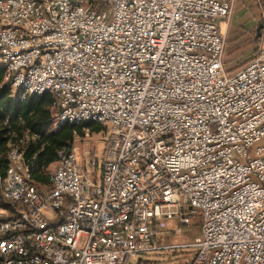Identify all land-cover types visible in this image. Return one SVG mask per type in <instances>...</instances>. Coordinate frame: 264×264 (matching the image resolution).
Here are the masks:
<instances>
[{
	"label": "built area",
	"instance_id": "built-area-1",
	"mask_svg": "<svg viewBox=\"0 0 264 264\" xmlns=\"http://www.w3.org/2000/svg\"><path fill=\"white\" fill-rule=\"evenodd\" d=\"M234 4L0 0L11 96L50 95L55 130L107 129L101 155L60 152L46 191L25 143L9 147L0 196L16 216L0 221V264H126L183 247L191 264H264V48L226 68ZM197 212L194 242L165 245L168 221Z\"/></svg>",
	"mask_w": 264,
	"mask_h": 264
},
{
	"label": "trees",
	"instance_id": "trees-1",
	"mask_svg": "<svg viewBox=\"0 0 264 264\" xmlns=\"http://www.w3.org/2000/svg\"><path fill=\"white\" fill-rule=\"evenodd\" d=\"M4 76L5 68L0 66V175L8 166L9 144L18 145L23 141L24 159L31 169L32 180L45 182L47 177L44 170L59 159L64 148L73 144L74 134L81 132L83 127L94 129L96 125L66 124L54 131L52 97L47 94L33 96L24 102L17 101L11 96L10 88L3 83ZM0 209L10 212L8 216L0 217V221H8L16 216L11 205L1 198Z\"/></svg>",
	"mask_w": 264,
	"mask_h": 264
},
{
	"label": "rangeland",
	"instance_id": "rangeland-1",
	"mask_svg": "<svg viewBox=\"0 0 264 264\" xmlns=\"http://www.w3.org/2000/svg\"><path fill=\"white\" fill-rule=\"evenodd\" d=\"M247 7L253 10L257 7V9L263 12L262 19L259 18L261 23L255 21L257 18L252 10L248 9L250 16L245 18L244 14H242L244 13V9L236 10L233 7L231 18L226 22L227 30L224 31L226 37L224 63L226 68L233 71L248 64L252 59L257 57L260 49L264 48V0H252ZM52 114L54 118V109L52 110ZM95 125L94 129H98V131H94L93 128L83 127L81 132L74 134L72 145L79 152H92L101 155L107 129L102 124ZM52 129L58 131L53 127ZM56 167L57 164L53 165L49 169V173L55 171ZM201 227V212H197L193 216L191 224L187 226L181 225L178 219L168 221L165 245L185 246L192 244L194 239L201 234ZM195 253L196 249L193 247L171 248L131 257L127 260L126 264H191Z\"/></svg>",
	"mask_w": 264,
	"mask_h": 264
},
{
	"label": "crops",
	"instance_id": "crops-1",
	"mask_svg": "<svg viewBox=\"0 0 264 264\" xmlns=\"http://www.w3.org/2000/svg\"><path fill=\"white\" fill-rule=\"evenodd\" d=\"M252 2V0H235V4H234V8H236V10L237 9H244V13H242V14H244V17L246 18L247 16H250L249 15V10H252V12L256 15V18H257V20H255L256 22L258 21L259 23H261L260 21V19L259 18H261L262 19V14H263V12H261L259 9H257V7H255V9L253 10V9H250L249 7H247V5H249L250 3ZM245 6V7H244ZM244 7V8H243ZM249 9V10H248ZM259 19V20H258ZM255 22V23H256ZM258 23V24H259ZM260 25V24H259ZM225 30H227V25H226V23H224V24H222V31L224 32ZM228 69V68H227ZM229 71H233V70H230V69H228ZM13 144H9V147L10 146H12ZM57 162H55V164H56ZM54 163L52 164V165H50L48 168H46L45 170H44V173H45V176L47 177V181H45V182H35V181H33V183H35L37 186H38V188L40 189V190H42V191H46L48 188H49V180H48V174H49V169L51 168V167H53V165H55ZM48 172V173H47ZM51 173V172H50ZM4 176H5V172H4V174L3 175H0V178H4Z\"/></svg>",
	"mask_w": 264,
	"mask_h": 264
}]
</instances>
